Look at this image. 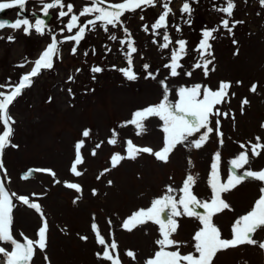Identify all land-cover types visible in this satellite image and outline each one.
Masks as SVG:
<instances>
[{"label": "rangeland", "instance_id": "obj_1", "mask_svg": "<svg viewBox=\"0 0 264 264\" xmlns=\"http://www.w3.org/2000/svg\"><path fill=\"white\" fill-rule=\"evenodd\" d=\"M62 2L65 12L69 2L73 5V12L59 18L61 9H50L51 18L44 26V35L37 34L34 29L30 35H25L23 29L5 28L0 31V36L5 37L0 39V84L9 83V78L12 83L18 82L23 74L30 71L32 62L51 42V34L56 35L58 42L63 41L58 44L59 55L53 57V69L42 70L38 77L33 78V85L9 106V114L15 121L14 124L10 123L13 128L11 143L18 147L5 150L0 181L10 196L15 193V196H11L15 205L12 235L20 243H25L26 239L36 240L38 228L47 219V247L44 252L36 248L30 264H111L96 257V253H102L105 247L98 244L96 231L104 237L106 245L115 240L117 249L109 247L108 250L119 256V264H145L159 250L156 244L161 238L159 225L148 221L128 231L121 224L137 210L149 208L154 199L166 193V186L179 190L187 173L198 174L192 191L198 198L208 199L212 195L209 184L211 164L217 151L221 153L218 162L221 183H226L230 175L228 161L242 152L249 163L238 172L264 169V128L261 127L264 124V7L259 0H234L236 6L229 21L230 26L233 21L243 23L237 24L231 35L222 27L215 33L218 38L210 41L214 64L209 65L207 78L202 69L192 71L193 64L198 62L194 49L202 39V30L220 25L224 18L223 13L213 10L219 5H204L198 13L199 18L190 17L191 25H187L177 36L172 25H186L179 14L182 0L170 1L172 11L168 18L171 19L167 23L172 28L167 31L173 43L169 49L163 50L159 45L163 42L164 29L157 30L160 35H154L152 29V24L165 10L163 0H158L154 7H147L143 13L140 10L125 13L121 19L137 47V52L132 54L130 67L138 78L129 81L120 71L129 67L124 54L127 44L123 48L120 44V40L125 38L123 29L109 26V31L105 33L97 22V29L93 32L86 30L85 37L77 46L75 41L65 38L75 35L78 27L71 33L67 30L61 33L60 29L70 21L71 15L79 16L84 7L93 5L91 0ZM122 2L124 0H103L99 6ZM26 10L31 23L36 18L41 19L44 14L42 5L32 0L26 4ZM17 11L6 10L4 15L14 20ZM33 12L37 13L36 17L32 16ZM141 14L144 20L140 19ZM88 19H94V14L79 17L78 26H83ZM144 25L148 26V32L142 30ZM113 33L117 35V41L109 39ZM9 35L15 37L14 42L7 41ZM179 38L188 42L187 55L180 61L183 65L179 69L180 75L171 77L170 70L164 65L170 63V51L178 47L175 41ZM233 39L237 41L236 44H233ZM154 40L156 43H153ZM74 46L76 53L72 54ZM85 51L87 56L84 55ZM145 63L150 65L148 71L156 74L159 70L156 80L145 79ZM20 64L24 67H18ZM93 66H99L103 71L93 73ZM212 67L215 71H211ZM187 71H192L190 77L184 74ZM69 77H72L71 81ZM165 77L170 88L169 98L174 102L178 99L179 86L199 83L216 90L219 82H231L226 102L216 106L222 113H228L227 117H219L223 145L219 144L214 116V132L201 149L185 150L178 145L167 163L158 161L151 154L141 153L135 160L123 159L113 168L111 157L116 153L127 156L128 140L138 148L151 147L158 151L163 147L165 134L158 117L144 121L145 129L142 132L130 121L135 118L136 110L161 101L163 93L158 81ZM238 81L242 83L237 84ZM254 83L257 84L255 93L250 91ZM68 89H71V94ZM0 91L8 92L10 89L0 88ZM233 92L235 96L231 95ZM244 98L249 103L243 105L242 112ZM86 129L90 130V135L85 138L82 132ZM4 130L0 121V134ZM196 135L199 136V133ZM257 136L260 137L259 141L256 140ZM110 139H115L116 144L109 143ZM80 140L84 141L81 146L82 163L76 167L81 175L76 176L71 172V167L75 161L74 146ZM252 144L261 145L256 149L258 156L253 155ZM189 157L192 164L188 162ZM29 166L50 171H37L34 177L21 178V171ZM109 180L112 181L111 185L108 184ZM68 183L79 184L81 191L68 188ZM260 187V181L249 179L222 193V199L230 205V209L213 216V223L219 227L222 238L233 237L234 222L253 208L261 195ZM93 189L96 190L95 195L92 194ZM173 194L177 199L182 195L178 191ZM19 196H27L30 202L39 204L41 212L23 205L18 200ZM175 219L178 228L171 238L183 243L178 249L168 246L165 251L179 250L182 255L194 253L193 237L202 225L194 217ZM93 224L96 229L92 228ZM80 236H87V241L81 240ZM254 239L264 241V228L255 233ZM0 246L7 251L13 250L9 243L0 242ZM127 250L136 254L135 260L125 255ZM0 264H5V261L0 259ZM212 264H264V251L258 246L241 245L218 252Z\"/></svg>", "mask_w": 264, "mask_h": 264}, {"label": "snow or ice", "instance_id": "obj_2", "mask_svg": "<svg viewBox=\"0 0 264 264\" xmlns=\"http://www.w3.org/2000/svg\"><path fill=\"white\" fill-rule=\"evenodd\" d=\"M29 0H0V13L5 10L17 9V19L15 21H9L8 19H0V31L5 28L12 30H21L25 35H30L31 30L34 29L39 35H44V25L45 21L40 18H36L34 23H31L29 18L23 16V12L26 8V4ZM33 3L42 5L43 13L45 16L49 15L50 9H55L59 7L61 10L58 13L59 18L67 16L69 13L73 12V5L69 2L67 4V12L63 9L65 7L62 0H32ZM158 0H124L122 3H117L114 5H109L107 7L97 6L102 5L103 0H91L92 7H84L79 16L76 14L71 15L70 21L60 29V32L67 30L69 33L72 32L74 28L78 27V31L75 35L68 36L66 40L75 41L78 46L81 39L85 37L86 30L88 32H93L97 29V22H99V27L105 33L109 31V26L112 29L121 27L125 33V38L120 40L121 47L127 44V51L124 53L127 57L128 68L120 69L123 72L127 80L135 81L137 80V74L131 70L132 64V54L137 52V47L134 46V41L131 37V33L127 27H124V21L121 19L125 13H135L140 10L141 13L147 7H154ZM247 2V0H245ZM170 0H163V8L165 9L162 14L158 16L155 23L152 24L153 34L160 35L157 31L159 29H164L162 35V43L159 45L160 49H169L170 44L173 42L168 34V23L167 17L172 11L169 7ZM191 3H199V0H183L181 7V19L183 23L190 26L191 25V15L193 9L190 6ZM259 3L264 7V0H259ZM234 0H224L223 5L214 7V11H218L224 14V18L221 20L220 25H214L211 29L202 30V39L198 43L194 51L198 55V62L193 64L192 71L196 69H202L205 78L209 74V65L214 64V53L212 51V44L210 41H214L218 38L215 33L220 31L222 27L230 35L233 34V29L237 24H242L243 21H233L230 26V19L233 16V10L235 8ZM89 14H94V19H88L83 26H78V20L81 16H86ZM184 14H187L188 18H185ZM33 17L37 16V13H32ZM140 19L144 20V16L141 14ZM177 32H180V26L178 24L172 25ZM143 31L148 32V26H143ZM51 33V29L49 28ZM0 39H5V37L0 36ZM8 42H14L15 37L9 35L6 37ZM109 39L111 41H117L118 37L116 34H110ZM63 43V41H57L55 34H51V42L47 45L46 49L42 51L37 59H35L31 70L22 75L18 82L12 83L9 78V83L0 84V88L10 89V91H0V121H2L5 130L0 134V169H4L3 156L5 150L8 147L17 148L18 146L11 143V138L13 136V128L10 123H15L13 117L9 114V106L23 94V91L30 88L33 85V78L38 77L42 70H51L54 67L53 57L59 55L58 44ZM153 43H156L154 40ZM187 41L184 38H179L175 41L178 47H173L170 51L168 59L170 63L164 65L165 68L170 70L171 77H178L180 75L179 69L183 68L181 64V59L187 55ZM237 41L233 39V44ZM76 53V47L72 48V54ZM95 54V53H93ZM84 55L87 56L88 53L85 51ZM18 67H24L23 64L18 65ZM115 67V66H113ZM150 65L145 63L143 65V70L145 71V79L151 78L156 80L159 70L156 74L148 71ZM79 71V69L77 70ZM93 73H100L103 69L99 66H93L91 68ZM192 71H187L184 74L186 76H191ZM211 71H215L212 67ZM72 77H69V81ZM167 77L159 80L158 83L162 87V99L156 105L147 106L144 109L136 110L134 112V119L130 121L131 124L135 125L137 129L141 132L145 129L144 121L150 117H158L162 121V131L165 134L163 147L154 151L151 147L138 148L134 147L130 140L127 143V156H122L119 153L114 154L111 157V166L115 168L117 164L123 159L135 160L141 153H147L153 155L158 161L167 163L170 154L176 149L178 145L183 146L185 150H199L201 149L209 140L210 134L214 132L212 126V117H216L215 120V130L219 138V144L222 146L224 141L222 139L223 134L219 131L220 129V119L219 117H227V112H221L217 105H222L226 102V97L229 96V90L232 87L231 82L221 81L219 82L218 88L213 90L208 86L201 85L199 83L191 86H179L177 96V101H172L169 98L170 88L166 83ZM242 82H237L240 84ZM71 94V89H68ZM250 91L255 93L257 91V84L254 83L250 87ZM235 96V93H231ZM51 97L49 98V102ZM247 98L242 100V112L243 105L248 104ZM264 128V124L261 125ZM203 130V131H201ZM199 133V136L196 134ZM139 134V133H138ZM90 130H84L82 132L83 137H89ZM193 137H196L193 139ZM259 141L260 137H256ZM84 143L80 140L75 144V161L71 167V172L76 176H80L81 172L77 171V165L82 163L81 160V146ZM109 143L115 145L116 140L110 139ZM243 147V145H241ZM259 144H252V152L254 156H258L259 153L256 151ZM99 147V145H97ZM93 155H95V149H93ZM214 160L211 164L210 172V190L212 195L208 199L198 198L196 194L192 191L198 180V174L187 173L186 178L179 190L171 188V186H166V193L162 198H156L151 203V206L147 209L137 210L133 215L122 222L121 227L125 230L132 231L138 225H143L148 221H152L159 225V233L161 238L156 241L159 246V250L154 253V258H149L145 261V264H212L213 259L216 254L220 251L227 250L229 248H235L241 245L258 246L262 251H264V241H258L254 239L255 233L264 228V169L260 171L246 170L243 172H238L240 168H243L245 164L249 161L246 158L245 153H240L238 157L228 161L229 173L226 183H221V178L218 174V162L221 160V153L219 151L213 154ZM189 164H192L191 158H188ZM36 171L48 172V169H38ZM105 171H108L107 169ZM31 175V174H29ZM55 175V173H52ZM28 179L29 176L22 177ZM99 178V177H98ZM256 180L261 182L259 198L254 202L253 208L237 218L234 222L232 228L233 237L231 239H226L221 237V231L217 225L213 223V216L225 209H230V205L222 199V193L230 191L237 185L245 180ZM58 182V181H57ZM108 184L111 185L112 181L109 180ZM67 187L70 189H75L77 192L81 191V186L77 183H68ZM180 192L179 199L173 194L175 192ZM93 195L96 194V190L93 189ZM35 195V194H33ZM11 196H15L12 193ZM10 194L5 190V185L0 181V242L9 243L13 246L12 251H7L4 247L0 246V259L5 261V264H30L33 259L34 251L38 248L41 252L47 247V234L49 229V224L47 219H44L42 226L38 228V238L36 240L26 239L25 243H20L13 238L11 225L13 222L12 212L15 205L12 202ZM18 200L31 209H35L36 212L40 213L41 208L37 203L30 202L27 196H19ZM205 209L204 213H200L197 209ZM167 210V218H162V214ZM187 216L196 218L202 227L198 229L194 234V253L182 255L179 250L175 251H165L168 246H176L177 249L183 242L176 241L171 237L177 231L178 222L176 217ZM111 223V221H109ZM93 229H96V225H92ZM97 237V242L99 245L105 246L103 252H97V259H102L105 261H110L111 264H119V256L114 253H110L108 248L115 250L117 249V243L115 240L111 242L110 245H106L105 239L100 235L99 231L95 233ZM80 239L87 241V236H80ZM198 254V255H197ZM126 256L136 259V254L127 250ZM45 260L47 261V256L45 255Z\"/></svg>", "mask_w": 264, "mask_h": 264}, {"label": "water", "instance_id": "obj_3", "mask_svg": "<svg viewBox=\"0 0 264 264\" xmlns=\"http://www.w3.org/2000/svg\"><path fill=\"white\" fill-rule=\"evenodd\" d=\"M0 19H4V18H0ZM9 20V19H8ZM45 22H46V20H47V18H45V19H43ZM29 174H31V175H33L34 174V169L32 168V169H30V171L28 172V173H26V174H24V175H28V176H31V175H29ZM200 210V209H199Z\"/></svg>", "mask_w": 264, "mask_h": 264}, {"label": "trees", "instance_id": "obj_4", "mask_svg": "<svg viewBox=\"0 0 264 264\" xmlns=\"http://www.w3.org/2000/svg\"><path fill=\"white\" fill-rule=\"evenodd\" d=\"M190 6H191L192 8H197V7H198V4H197V3H191Z\"/></svg>", "mask_w": 264, "mask_h": 264}]
</instances>
